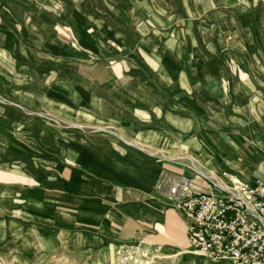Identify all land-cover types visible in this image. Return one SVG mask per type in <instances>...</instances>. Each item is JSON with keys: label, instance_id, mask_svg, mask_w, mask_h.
<instances>
[{"label": "crops", "instance_id": "obj_1", "mask_svg": "<svg viewBox=\"0 0 264 264\" xmlns=\"http://www.w3.org/2000/svg\"><path fill=\"white\" fill-rule=\"evenodd\" d=\"M188 2L165 39L138 26L97 58L76 22L0 0V214L17 228L53 249L144 242L178 264H233L191 254L189 219L155 188L164 174L201 191L222 172L264 180V0ZM97 126L118 140L83 138Z\"/></svg>", "mask_w": 264, "mask_h": 264}, {"label": "rangeland", "instance_id": "obj_2", "mask_svg": "<svg viewBox=\"0 0 264 264\" xmlns=\"http://www.w3.org/2000/svg\"><path fill=\"white\" fill-rule=\"evenodd\" d=\"M188 1L190 0H29V4L33 5L32 10L37 18L43 19L45 14H49L50 26L59 23L61 19L68 22L72 20L80 25L84 33L94 34L98 47L100 45V50L103 51H98L97 58H101V53L105 55L102 46H114L116 42L135 44L139 36L138 26H142L147 33L153 30L165 39L169 30L174 33V28H181L185 22L184 17L192 14L193 8L197 7ZM234 6L227 4L229 9ZM171 24L173 29L170 28ZM50 120L54 121L55 126L67 131L74 129L70 124L61 123L54 118ZM102 129L105 128H81V132L84 139L96 135L99 139L118 140L111 134H119L118 132L111 129L98 131ZM13 215L11 212L0 214V264H117L114 248L97 252L53 249L50 243L42 242L36 235L29 236L27 227L17 228V222L25 223L26 220L22 222ZM179 257L162 256L161 260L149 264H178Z\"/></svg>", "mask_w": 264, "mask_h": 264}, {"label": "built area", "instance_id": "obj_3", "mask_svg": "<svg viewBox=\"0 0 264 264\" xmlns=\"http://www.w3.org/2000/svg\"><path fill=\"white\" fill-rule=\"evenodd\" d=\"M204 179L208 191L197 189L191 177L170 174L155 188L189 219V252L213 263L264 264V180L246 183L228 172ZM163 254V246L144 242L115 249L117 264H149Z\"/></svg>", "mask_w": 264, "mask_h": 264}]
</instances>
